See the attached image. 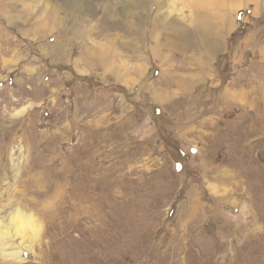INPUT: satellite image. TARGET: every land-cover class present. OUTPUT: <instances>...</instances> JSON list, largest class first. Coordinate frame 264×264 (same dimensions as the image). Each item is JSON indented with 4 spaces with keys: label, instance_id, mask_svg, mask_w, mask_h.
<instances>
[{
    "label": "rangeland",
    "instance_id": "374dc122",
    "mask_svg": "<svg viewBox=\"0 0 264 264\" xmlns=\"http://www.w3.org/2000/svg\"><path fill=\"white\" fill-rule=\"evenodd\" d=\"M262 93L264 0H0V264H264Z\"/></svg>",
    "mask_w": 264,
    "mask_h": 264
},
{
    "label": "bare ground",
    "instance_id": "6f19581e",
    "mask_svg": "<svg viewBox=\"0 0 264 264\" xmlns=\"http://www.w3.org/2000/svg\"><path fill=\"white\" fill-rule=\"evenodd\" d=\"M249 90V89H248ZM246 93V92H245ZM247 94V93H246ZM261 97H264L263 93L261 94Z\"/></svg>",
    "mask_w": 264,
    "mask_h": 264
},
{
    "label": "built area",
    "instance_id": "2783aa9c",
    "mask_svg": "<svg viewBox=\"0 0 264 264\" xmlns=\"http://www.w3.org/2000/svg\"><path fill=\"white\" fill-rule=\"evenodd\" d=\"M15 147H16V148H18V146H17V145H16ZM16 150H17V149H16Z\"/></svg>",
    "mask_w": 264,
    "mask_h": 264
}]
</instances>
